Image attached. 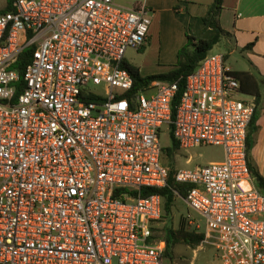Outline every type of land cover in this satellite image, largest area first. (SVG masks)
Instances as JSON below:
<instances>
[{
  "label": "built area",
  "instance_id": "built-area-1",
  "mask_svg": "<svg viewBox=\"0 0 264 264\" xmlns=\"http://www.w3.org/2000/svg\"><path fill=\"white\" fill-rule=\"evenodd\" d=\"M148 1L16 0L0 14V264H162V197L142 190L167 187L170 170L189 186L175 198L204 221L182 217L199 246L220 264H264V194L247 164L254 105L221 53L186 76L174 117L177 82L134 91L123 64L147 44ZM165 125L179 150L218 146L223 160L167 167Z\"/></svg>",
  "mask_w": 264,
  "mask_h": 264
},
{
  "label": "crops",
  "instance_id": "crops-1",
  "mask_svg": "<svg viewBox=\"0 0 264 264\" xmlns=\"http://www.w3.org/2000/svg\"><path fill=\"white\" fill-rule=\"evenodd\" d=\"M148 2L147 5L153 12L154 7L160 11L171 12V23L175 26L176 32V41L171 44L173 57L171 70L176 64L178 50L186 44V35L198 39H211L215 34L213 30L205 29L202 22L214 0H188L181 3L177 0ZM218 20L225 35L213 48H217V53L225 55L228 66V60L234 57L236 69L232 71L247 73L249 77L246 78L244 89L258 94L257 99L253 94L242 96L245 97L244 101L252 103L255 107L257 128L253 134L254 144L250 156L259 175L264 179V0H223ZM151 44L152 31L149 28L147 44L140 51H148ZM143 65L144 63L140 67L137 66L141 77Z\"/></svg>",
  "mask_w": 264,
  "mask_h": 264
},
{
  "label": "rangeland",
  "instance_id": "rangeland-1",
  "mask_svg": "<svg viewBox=\"0 0 264 264\" xmlns=\"http://www.w3.org/2000/svg\"><path fill=\"white\" fill-rule=\"evenodd\" d=\"M6 4L7 0H0V11L6 7ZM148 4L150 5L149 2ZM153 10L155 13L152 11V25L150 27L152 31L151 48L146 52L127 50L125 53V63L137 69L144 63L141 70L143 77L163 75L171 71V61L173 59L171 44L176 41L175 26L171 23V12L160 11L157 7H154ZM217 52V48H213L209 53L214 54ZM233 60L234 57L228 60L231 70L236 69ZM238 97L242 100L245 98L241 93ZM159 142L165 151L171 150V154L165 153L162 159L164 165L171 169H193L223 160V150L218 146H200L187 151L179 149L173 151L167 125L163 126L159 132ZM187 214L197 220L203 230L204 221L194 211L188 209L182 198L177 197L175 198L171 215L162 218L158 223L154 232L155 240L157 242L164 241V228H170L177 233L180 229L182 217ZM184 230L188 233H193V230L186 229V227ZM162 264H220V261L216 256L215 250L210 246H192L191 244L179 242L170 250L169 256L164 255Z\"/></svg>",
  "mask_w": 264,
  "mask_h": 264
},
{
  "label": "trees",
  "instance_id": "trees-1",
  "mask_svg": "<svg viewBox=\"0 0 264 264\" xmlns=\"http://www.w3.org/2000/svg\"><path fill=\"white\" fill-rule=\"evenodd\" d=\"M13 0H7L6 7L0 11V14H5L13 11ZM223 0H214V2L210 5L205 17L202 19L203 25L205 29H211L215 32L214 36L211 39H198L190 35H186V44L178 50L177 52V61L174 66V69L170 72L163 75H155L148 77H141L139 71L136 67L131 66L127 63L123 64V67L130 73L133 79L134 91L139 90L141 88L147 87L150 83L155 81L162 82H177L178 90L172 102V116L175 114V106L178 103V100L184 90V81L186 76H188L198 65V63L213 49V47L220 41V38L225 35V32L221 29L219 25V15L222 10ZM33 48L27 47L25 48L19 55L16 63L13 65V69L18 71L19 74L22 75L25 67L30 62L32 57ZM233 75L239 81L240 85V93L241 94H250L254 95L255 98H258L257 92L252 93L251 91L247 92L244 89V85H246V78L249 77L247 73H236ZM22 85V79L20 80ZM247 92V93H246ZM256 111L254 107V113L248 128L247 138H246V146H247V164L251 174V177L254 181L257 189L264 194V179L259 175L252 159L250 156V150L254 144L253 134L256 131ZM169 137L172 142L173 151L178 150V145L175 142L172 133L171 126L169 127ZM164 152L168 155L171 154V150H164ZM173 170H170V177L168 179V186L159 189V190H150L144 189L142 190V195L158 193L162 197V218H166L171 215L172 208L175 202L174 191L178 192V194L184 198L186 195V191L188 190V185H179L174 183L172 179ZM183 223H180V229L177 233H175L170 228H164L163 238L165 242L164 255L169 256L170 250L179 242H183L186 244H191L192 246H199L202 235H197L194 233H188L184 230Z\"/></svg>",
  "mask_w": 264,
  "mask_h": 264
}]
</instances>
